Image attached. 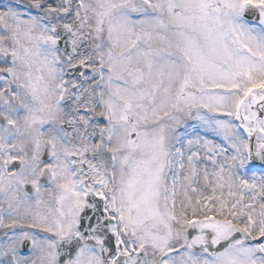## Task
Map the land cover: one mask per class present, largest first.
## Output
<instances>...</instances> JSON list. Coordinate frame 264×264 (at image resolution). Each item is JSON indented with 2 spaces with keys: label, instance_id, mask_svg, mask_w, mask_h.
<instances>
[{
  "label": "snow or ice",
  "instance_id": "snow-or-ice-1",
  "mask_svg": "<svg viewBox=\"0 0 264 264\" xmlns=\"http://www.w3.org/2000/svg\"><path fill=\"white\" fill-rule=\"evenodd\" d=\"M0 264H264V0H0Z\"/></svg>",
  "mask_w": 264,
  "mask_h": 264
}]
</instances>
